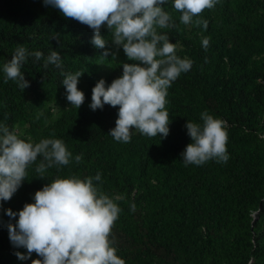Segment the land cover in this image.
I'll return each mask as SVG.
<instances>
[{
    "label": "trees",
    "instance_id": "obj_1",
    "mask_svg": "<svg viewBox=\"0 0 264 264\" xmlns=\"http://www.w3.org/2000/svg\"><path fill=\"white\" fill-rule=\"evenodd\" d=\"M234 4L232 7L227 3L221 17L212 15L208 9L196 17L208 22L207 29L204 28L208 47H203L202 40L193 43L188 51V59L193 62L191 69L181 73L173 83L178 88L186 83L187 87L198 91V96L192 91L180 102L191 107L187 113L174 110L166 98V110L172 113L167 138L132 133L130 142H118L109 135L118 118V107L105 105L103 109L93 111L82 105L79 109H70L35 142L53 138L65 143L72 153L70 163L52 168L63 178L71 175L94 178L99 173L101 180L93 183L103 193L107 192L108 178H114L124 186L121 211L111 237L117 234L124 238L121 244L114 241V246L125 264H264V244L258 235H254L257 231L250 217L252 210L264 209V139H257L264 122L261 123L255 113L254 96L248 87V79L255 69L251 71L245 61L238 72V83L230 90L226 85H216V71L212 70L222 51L234 59V51L239 48L237 43L229 46V41L220 34L224 24H231L237 32H243L244 47L263 55L259 73L263 83L256 88L262 101L264 26H253L250 20L251 12L261 1L238 0ZM101 35L109 42L107 49H97L91 43L94 36L91 28L65 18L58 9L46 6L43 0H0V126L13 131L14 111L21 110L26 93L45 84L54 87L52 83H61L64 78L61 71L84 73L82 76L90 80L92 87L102 78L108 84L118 78L122 64L133 61L128 60L122 48L117 51L111 44L106 26L102 27ZM178 36L185 39L183 35ZM169 40L176 45V54L184 58L176 39ZM213 40L216 41L214 49L210 44ZM18 46L25 47L29 53H43L40 60L29 55L21 67L30 83L25 90H21L14 80L5 82L3 72V65L12 58ZM106 50H109V56L101 57ZM51 51L60 53L62 70L55 65L44 67ZM105 65L111 70L106 71ZM170 94L180 95V91H169L167 96ZM204 112L227 120L229 158L226 163L212 159L203 165L186 166L181 153L192 141L185 125L188 121L203 123L201 114ZM77 155L82 156L79 163L75 160ZM40 159L38 157L27 169V177L22 183L24 189L19 188L20 198L13 205L14 212L18 213L26 203L34 202V194L39 190V173L35 169ZM142 181L158 185L166 208L170 209L166 217L152 215L150 224L157 226L162 222L166 228L174 227L173 235L165 230L166 235L159 237V230L142 228L139 220L134 218L139 205H135V211L131 210L137 200L132 198L131 191L136 182ZM146 197L145 193L143 198ZM232 216H236V221L227 233L225 243L223 225H227ZM202 226L206 227L205 231ZM17 251L27 253L24 248L14 247L7 228L0 226V264L22 261L15 255ZM252 256L257 259L255 263H250ZM39 258L33 253L24 264H32L33 259Z\"/></svg>",
    "mask_w": 264,
    "mask_h": 264
},
{
    "label": "clouds",
    "instance_id": "obj_2",
    "mask_svg": "<svg viewBox=\"0 0 264 264\" xmlns=\"http://www.w3.org/2000/svg\"><path fill=\"white\" fill-rule=\"evenodd\" d=\"M218 2L172 0V7L181 13L180 22L189 25L194 17H200ZM43 3L58 9L65 18L91 28L94 32L91 43L97 49H107L109 44L101 35L102 27L106 26L111 44L117 51L122 48L128 60L133 61L123 63L122 75L110 84L102 78L92 89L93 111L105 105L118 107V118L109 135L128 143L135 129L147 137L167 138L170 132L167 90L193 63L187 57H179L168 35L158 31L174 26L171 14L164 8L168 0H43ZM195 25L207 29L208 22L195 19ZM202 44L207 49L209 40L203 39ZM109 54L106 50L101 57ZM29 55L40 60L43 53H29L23 46L15 49L12 58L3 65L5 82L14 80L21 90L30 86L21 72ZM49 65L63 69L60 53L51 51L44 61L45 68ZM83 74L61 71L66 99L77 109L86 99L78 87ZM201 119L202 125L191 121L185 125L192 142L181 153L184 164L199 166L212 159L226 163L229 158L226 123L208 112L202 113ZM38 157L42 159L35 171L43 179L48 168L68 165L72 153L61 139L45 138L33 143L21 139L7 126H0V202L12 199L26 179L27 169ZM81 159V155L75 157L77 163ZM94 180L100 181L101 175L57 177L37 190L34 202L26 203L18 213L7 210L6 214L15 221L6 225L9 239L14 247L27 250L26 254L15 252L18 259L29 260L35 253L40 258L33 259L32 264H125L110 239L121 211L115 202L119 197L110 198L101 192ZM131 210L135 211L134 204Z\"/></svg>",
    "mask_w": 264,
    "mask_h": 264
},
{
    "label": "rangeland",
    "instance_id": "obj_3",
    "mask_svg": "<svg viewBox=\"0 0 264 264\" xmlns=\"http://www.w3.org/2000/svg\"><path fill=\"white\" fill-rule=\"evenodd\" d=\"M238 0H219V2L215 5L214 8L208 9L212 12V15L221 17L222 16V9L228 3L235 5V2ZM261 4L257 6V8L251 12V23L253 26L263 25L264 26V0H260ZM165 11L169 12L172 16V21L174 26L164 29H158V31L162 34H167L168 37L173 40L176 39V44L183 55V57H189V49L193 45V43H197L198 41H203L205 38L204 35L206 34L205 29L202 25L196 26L194 17L193 22L189 25H184L180 22V15L181 13L175 11L172 7V0H168V3L164 5ZM221 35H223L224 39L229 41V46L232 43L238 44V50L234 51V59H231L226 53L223 54V51L217 56L216 63L219 64L215 67L216 63H213L214 71H216L215 75V83L216 85L221 86H228L229 90L232 89L238 83V72L241 68L242 64L246 61L249 65L248 68L252 71L250 78L248 79V87L249 91H252L254 96V107H256L257 116L261 120V123L264 122V97H262V101L258 98L257 89L258 86L263 83V79L259 76L260 71L262 70L260 61L262 60L263 55L257 52L255 49L249 50L247 47H244V40H243V32H237V28L235 29L231 24H224L221 28ZM178 35H183L185 39L180 38ZM182 36V37H183ZM179 37V38H178ZM212 48H216V41H210ZM212 51L214 52L215 50ZM223 55V58H222ZM106 71L111 67L105 65ZM123 73V68L117 73L118 77H120ZM255 79V81H254ZM255 82V85L252 83ZM257 83V84H256ZM54 87L50 84H45L39 87L37 90H30L26 93L25 101H22L21 110L19 111L16 109L14 111V124H13V131L21 138L26 141L29 139L31 142L35 143L36 140L41 138L44 133L50 129L54 123L66 116L70 109L74 108L66 99V91L64 86L61 83H52ZM240 84V83H239ZM238 84V85H239ZM78 87L81 91L85 93V102L84 107L87 109L90 108L91 104V97H92V89L93 87L90 84V80L86 79L84 76H81ZM173 88V89H172ZM180 91V95L173 94L171 96H167L168 100H170L173 109H177L180 112L187 113L191 111V107L180 103L184 97L189 95L192 91V88L187 87L186 83L181 85V88H178L175 83L172 82L171 86L167 90V94L169 91ZM195 96H198V91H194ZM169 117L172 115L170 110ZM226 123V130L229 129L227 120H222ZM203 124V123H198ZM262 125V124H261ZM133 134H139L138 131L133 129ZM262 138L264 139V127L258 130L257 139ZM42 159V158H41ZM40 159V160H41ZM40 162V161H39ZM54 167V166H53ZM48 168L44 173L43 179L40 178L39 174V190L42 187L54 180L57 177L63 178L61 175H57L53 172L52 168ZM106 183L109 184L107 187V192L104 194L108 195L110 198L119 197V199L115 200L119 207H122V199L124 198L122 189L124 186L122 184H118L115 182L114 178H108ZM135 187L132 189V198H136L137 200L134 202V205H139V208L135 211V219L139 220L142 228H151L159 230L157 235L162 237L166 235V231H168L171 235L175 232L174 227L166 228L163 226L162 222H159L157 226L150 224L149 220L152 219V215L161 218V216L166 217L170 212L169 208H166V203L164 202V196H162V191L160 187L156 185L152 181H142L136 182ZM24 189L23 185L20 187ZM19 191V189H18ZM18 191L13 195L12 199L9 201H3L2 208H0V226L6 227L7 223L11 220L15 223L12 218H10L6 213L8 209H12L14 211L13 205L17 198H20V194ZM147 194L146 198H143ZM135 196V197H134ZM251 223L254 224V229L257 231L254 235H258L262 244H264V209L261 211L259 210H252L250 212ZM143 219V220H142ZM236 221V216H232L227 225H223L222 233L225 236V243H226V236L231 229H233L232 225ZM7 228V227H6ZM203 231L206 230L205 226L201 227ZM8 230V229H7ZM166 230V231H165ZM234 232V230H232ZM196 232V229H195ZM202 233V232H201ZM206 233V232H205ZM113 241L118 244H121L124 241V238L120 235L115 234L114 237H110ZM228 240V239H227ZM255 241V240H254ZM257 261L255 256L251 257L250 263H255ZM17 264H24V261H17Z\"/></svg>",
    "mask_w": 264,
    "mask_h": 264
}]
</instances>
